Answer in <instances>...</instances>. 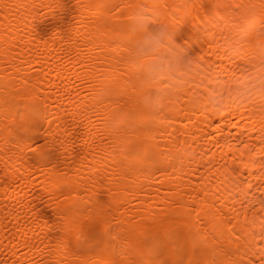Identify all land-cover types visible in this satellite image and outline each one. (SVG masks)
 <instances>
[{"label": "bare ground", "instance_id": "obj_1", "mask_svg": "<svg viewBox=\"0 0 264 264\" xmlns=\"http://www.w3.org/2000/svg\"><path fill=\"white\" fill-rule=\"evenodd\" d=\"M0 264H264V0H0Z\"/></svg>", "mask_w": 264, "mask_h": 264}]
</instances>
